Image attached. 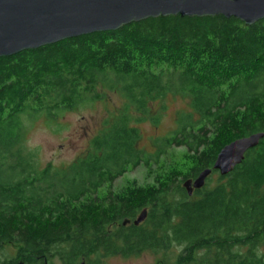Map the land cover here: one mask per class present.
Masks as SVG:
<instances>
[{"label": "trees", "instance_id": "trees-1", "mask_svg": "<svg viewBox=\"0 0 264 264\" xmlns=\"http://www.w3.org/2000/svg\"><path fill=\"white\" fill-rule=\"evenodd\" d=\"M99 86L121 96L122 112L74 162L40 168L22 145L26 122L98 101ZM167 95L186 98L188 110L144 153L129 110L141 122ZM256 132L264 133V17L249 26L221 15L150 17L0 57V264H102L173 247L158 264H264V137L231 174L191 195L183 187L220 149ZM180 147L187 164L160 166ZM139 166L158 171L150 185L96 196Z\"/></svg>", "mask_w": 264, "mask_h": 264}, {"label": "water", "instance_id": "water-1", "mask_svg": "<svg viewBox=\"0 0 264 264\" xmlns=\"http://www.w3.org/2000/svg\"><path fill=\"white\" fill-rule=\"evenodd\" d=\"M168 15H221L249 26L264 17V0H0V57ZM263 137V132H256L224 146L211 168L183 183L187 194L202 188L213 171L219 176L231 174ZM145 217L143 210L133 224Z\"/></svg>", "mask_w": 264, "mask_h": 264}, {"label": "rangeland", "instance_id": "rangeland-1", "mask_svg": "<svg viewBox=\"0 0 264 264\" xmlns=\"http://www.w3.org/2000/svg\"><path fill=\"white\" fill-rule=\"evenodd\" d=\"M97 90L101 95L98 101L86 102L52 121L40 116L26 122L22 145L26 150L34 153V158L40 168L47 164L62 167L74 162L76 158L87 153L89 141L100 133L105 122L113 120L122 112L126 104L118 93L102 90L100 86ZM188 102L186 98L167 95L161 102L154 103L149 116L138 123H133V119L140 117V115L132 109L129 110L132 119L131 124L140 131L139 148L144 153H152L154 151V139L169 134L175 128L177 112L187 111ZM161 105L164 106V109L161 108ZM155 116L159 117L157 124L151 120V117ZM184 151L185 149L182 147L171 148L166 154L168 159L162 161L160 166L169 167L172 165L171 167L180 168L184 163L187 164V161H184L186 158ZM156 172L158 171L153 166L151 169L142 166L128 169L127 173L116 179L111 186L101 188L96 196L101 198L106 189L119 193L123 189L134 186H148L152 183ZM218 175L217 172L213 171L207 176L205 182L209 181V185L216 183L219 178ZM4 247L8 256L15 255V246L9 244ZM179 250V247H173L169 252L156 255L146 251L138 256H130V258L110 256L105 258L102 264H158L160 259H164V256L173 258ZM56 263L58 264V262Z\"/></svg>", "mask_w": 264, "mask_h": 264}, {"label": "flooded vegetation", "instance_id": "flooded-vegetation-1", "mask_svg": "<svg viewBox=\"0 0 264 264\" xmlns=\"http://www.w3.org/2000/svg\"><path fill=\"white\" fill-rule=\"evenodd\" d=\"M193 191H194V190H193ZM125 224H128V220H127V221H125ZM81 264H84V263L82 262Z\"/></svg>", "mask_w": 264, "mask_h": 264}]
</instances>
